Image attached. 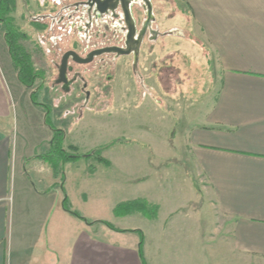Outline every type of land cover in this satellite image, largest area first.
Listing matches in <instances>:
<instances>
[{
    "label": "crops",
    "instance_id": "0c3cea01",
    "mask_svg": "<svg viewBox=\"0 0 264 264\" xmlns=\"http://www.w3.org/2000/svg\"><path fill=\"white\" fill-rule=\"evenodd\" d=\"M177 1L181 10L189 7L198 38L222 70L217 98L191 118L179 151L210 217L165 209L151 201L149 185L141 197L129 196L132 183L148 179L134 180L128 164L118 166L124 174L120 197L107 206L114 221L103 215L114 184L106 174L97 180L95 172L86 173L82 185L71 182L73 193L68 171L64 183L50 164L51 179L36 164L35 180L12 125L20 96L30 99V90L0 27V264H144L140 250L147 264H264V0ZM52 137L42 138L47 151ZM66 196L72 209L95 223L67 211ZM137 198L157 204L156 217L115 212L120 202Z\"/></svg>",
    "mask_w": 264,
    "mask_h": 264
},
{
    "label": "rangeland",
    "instance_id": "374dc122",
    "mask_svg": "<svg viewBox=\"0 0 264 264\" xmlns=\"http://www.w3.org/2000/svg\"><path fill=\"white\" fill-rule=\"evenodd\" d=\"M24 3L25 0H16V15L23 13L26 7ZM176 18L174 23L185 35L167 37L164 51L166 62L173 65L168 72L175 75L167 78L164 88L159 87L151 77L148 81L150 92L143 98V92L136 84L121 81L113 103L100 108V111L87 113L81 123L76 121L65 128V144L76 143L83 154L61 169L64 183L68 171L70 191L73 193L71 182L74 181L76 187L82 185L86 173L95 172L96 179L106 174L108 179L114 181L108 190L110 202L106 201L103 205L104 219L113 220L114 212L110 208L109 213L107 206L109 203L114 205L120 197L116 190L118 181L124 179V174L118 169L120 164H128L129 175L133 173L134 180L140 177L148 179L144 185L132 183L129 196L141 197L149 185L151 201H160L165 209L197 212L203 219L210 217L211 211L200 186L193 185L192 172L182 163L179 151L185 145L186 129L191 118L204 113L217 98L222 70L209 53L208 44L198 38L199 32L190 18L189 7L183 8ZM20 98L12 124L16 141L24 147L32 177L37 180L36 164H40L45 166L39 170L42 177L49 181L52 169L41 156L47 152L46 142L42 138L53 132L50 122L42 115V109L31 103L28 93ZM96 150L110 159L111 165L99 162L95 156H84ZM93 205L95 203L90 207Z\"/></svg>",
    "mask_w": 264,
    "mask_h": 264
},
{
    "label": "flooded vegetation",
    "instance_id": "af4514ba",
    "mask_svg": "<svg viewBox=\"0 0 264 264\" xmlns=\"http://www.w3.org/2000/svg\"><path fill=\"white\" fill-rule=\"evenodd\" d=\"M24 4L23 13H11L19 32L18 74L31 69L30 81L21 82L53 131H66L87 113L109 106L121 81L136 84L145 98L151 77L164 88L167 78L175 75L168 72L173 65H167L164 51L168 36H183L174 23L181 12L177 0H25ZM2 24L11 52L9 24Z\"/></svg>",
    "mask_w": 264,
    "mask_h": 264
},
{
    "label": "trees",
    "instance_id": "16d2710c",
    "mask_svg": "<svg viewBox=\"0 0 264 264\" xmlns=\"http://www.w3.org/2000/svg\"><path fill=\"white\" fill-rule=\"evenodd\" d=\"M15 7H16V0H0V27L3 25L2 24L3 22L9 24L8 28L13 38V41L12 42L10 41L12 45L11 55L14 59L17 69H20L19 56H18L19 54L17 53L18 50L17 40L19 38V32L14 27L13 24L14 18L11 16V13L15 9ZM25 73L26 74L20 71L19 77L20 80H22V82L27 83L28 80L30 81L32 71L29 67H27ZM65 135L66 134L64 130L61 129L54 130L53 137L50 142V148L44 155L41 156L44 161L48 162L52 166L54 170V174L56 176L59 175V173H61L62 165L64 163L77 160L78 158L83 156V154L80 153L77 145L73 143L67 145L65 144L66 141ZM84 156H95L99 162H103L106 165H111V162L101 155L100 150L90 152V154ZM63 179H64V175H63ZM64 208L77 218L85 220L88 223H95L88 220L79 211L72 209L69 198L67 196L64 199ZM158 210H159V206L157 204L149 203L146 199H141V198L120 202L115 207V212L119 215H125L133 212H141L142 214L150 218L156 217ZM101 222L105 223L111 228H114L115 230H121L119 228H116V226H114L108 221H101ZM140 254H141L142 262L144 264H147L141 250H140Z\"/></svg>",
    "mask_w": 264,
    "mask_h": 264
},
{
    "label": "water",
    "instance_id": "95a60500",
    "mask_svg": "<svg viewBox=\"0 0 264 264\" xmlns=\"http://www.w3.org/2000/svg\"><path fill=\"white\" fill-rule=\"evenodd\" d=\"M183 33L181 32V35H182Z\"/></svg>",
    "mask_w": 264,
    "mask_h": 264
}]
</instances>
